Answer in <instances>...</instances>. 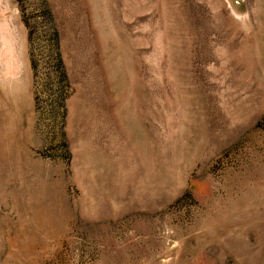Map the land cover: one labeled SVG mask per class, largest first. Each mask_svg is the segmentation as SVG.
<instances>
[{
    "label": "rangeland",
    "instance_id": "obj_1",
    "mask_svg": "<svg viewBox=\"0 0 264 264\" xmlns=\"http://www.w3.org/2000/svg\"><path fill=\"white\" fill-rule=\"evenodd\" d=\"M0 264H264V0H0Z\"/></svg>",
    "mask_w": 264,
    "mask_h": 264
}]
</instances>
